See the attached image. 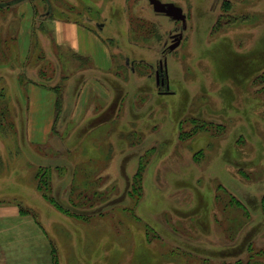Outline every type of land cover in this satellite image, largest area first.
<instances>
[{
  "label": "rangeland",
  "instance_id": "rangeland-1",
  "mask_svg": "<svg viewBox=\"0 0 264 264\" xmlns=\"http://www.w3.org/2000/svg\"><path fill=\"white\" fill-rule=\"evenodd\" d=\"M29 1L34 34L23 64L39 76L23 75L24 85L33 80L50 86L58 80L57 73L51 78L56 63L49 57L53 17L76 18L98 30L118 60L112 99L90 102L93 107L84 110L81 122L70 118L67 132L46 142L52 155L69 150L76 169L59 178L52 171L50 185L54 194L63 189L84 218L69 221L39 195L23 197L40 209L39 221L60 255L58 264H245L243 244L258 234V245L263 244L264 226L245 231L260 215L249 211L245 219L228 199L258 192L250 180H264V112L259 113L263 103L259 108L257 102H264V0H161L182 8L185 29L155 12L148 0ZM12 12L8 44L19 19L16 9ZM180 32V44L168 50ZM71 67L63 63V75L73 73ZM66 78L59 82L63 88ZM111 102L109 114L104 110ZM3 103L0 113L7 112ZM66 118H58L57 129ZM5 119H0L3 126L10 122ZM240 134L248 140L243 145ZM9 137L13 134L0 130V149L29 168L34 185L33 163L51 162L28 155L25 145ZM139 159L142 196L134 205L125 190ZM89 169L97 177L101 171L102 178L87 180ZM71 172L76 178L64 188ZM117 198L118 203L111 202Z\"/></svg>",
  "mask_w": 264,
  "mask_h": 264
},
{
  "label": "crops",
  "instance_id": "crops-1",
  "mask_svg": "<svg viewBox=\"0 0 264 264\" xmlns=\"http://www.w3.org/2000/svg\"><path fill=\"white\" fill-rule=\"evenodd\" d=\"M15 9L19 19L13 35L14 40L8 44L9 41L5 38L10 31L9 27L0 29V38L3 39L0 43V89L3 88L4 91L0 94V102L7 105V111L10 112L14 123L8 127L0 125L3 126L0 130L13 134V137L9 138H12L14 143L18 142L16 133L23 132L27 143L42 145L57 128L59 117L67 118L62 124V129L58 128V131L64 129L70 118H77L81 122L84 110L93 107L90 102H106L112 99L113 84L118 82L115 71L118 60L102 40L98 30L76 18L53 17L50 22L52 45L49 57L55 60L54 77L57 73L58 80L50 86L25 80L24 85L21 79L23 75L29 79L39 76L36 68H26L23 64L31 53V36L34 34L32 24L35 16L29 0L18 3ZM26 14L27 25L24 23ZM46 29L43 32H46ZM36 32L42 33L38 30ZM54 49L56 53H53ZM77 55L84 57L86 62L81 63ZM63 63L72 65L73 73L63 75ZM104 63H107L105 67L108 66L106 69L98 68ZM66 75L69 76L66 78L67 84L63 83L64 88L62 86L61 91H56L53 86L62 82V76ZM68 84L70 86L66 90ZM43 88L45 92H41ZM58 91L62 95V104L57 114L55 100ZM41 93L45 98L42 103ZM39 117L46 119L40 122ZM21 118H24L22 127ZM69 127L71 126L68 124ZM4 150L5 148L0 149V264H53L51 242L45 229L41 228L31 215L21 213L15 202L2 199L12 195L22 198L38 195L28 179L29 168L11 157L10 153L6 156ZM23 200L26 201L25 198ZM30 206L40 212L35 205ZM58 261L61 262L60 255Z\"/></svg>",
  "mask_w": 264,
  "mask_h": 264
},
{
  "label": "trees",
  "instance_id": "trees-1",
  "mask_svg": "<svg viewBox=\"0 0 264 264\" xmlns=\"http://www.w3.org/2000/svg\"><path fill=\"white\" fill-rule=\"evenodd\" d=\"M21 1H23V0H0V29H5V28L9 27V25H11V23H13V16L14 15H13L12 11L15 9L16 5L18 3H20ZM226 4L224 3L223 6L229 8L228 4H227V6H226ZM77 57H78L77 59L81 60V63H83L84 61L86 62V59L84 57L79 56V55H77ZM52 70L53 71H51V72L54 73V68ZM261 72L262 73H261L260 77L262 78L264 76V68ZM40 74H42V76H45L44 72H42L41 70H40ZM53 77H54V74L52 75L51 78H53ZM65 78H66L65 76H62V79H65ZM60 85L61 84L58 82L56 85L53 86V88H55L56 91L57 90L61 91ZM59 91L57 93L56 100H55L57 114L60 112V106L62 104V95ZM3 92H4L3 88H1L0 94H2ZM255 100H257V98ZM262 101H261V103L259 102V100L257 101L259 104L258 105L259 108H261L262 103H263V110L261 108L259 113L264 112V102H262ZM7 110H8V108H7ZM111 110H112V102L104 111L110 114ZM7 113H8V116H7ZM9 113L10 112H8V111L6 112V110L4 112L0 113V119H2L1 121H3V120L7 121V119H5V118H7V117L9 118L10 122L6 125V127L12 126V124L14 123L13 118L9 115ZM258 115H259V117L262 116L261 114H258ZM57 118L58 117L56 116V119ZM260 120L263 121L262 119H260ZM18 121H19V119H18ZM66 123L67 124L65 125L63 130L58 131L57 128H55L53 130L52 134L50 135L47 142H49L54 137L53 134H55L57 132H61V131L67 132L69 121ZM23 124H24V118H21V127L23 126ZM0 125H2V123ZM79 131L82 132L83 129H81ZM16 135H17L16 136L17 141L26 146L25 152L27 150L29 152L28 155H31V156L37 155L43 159H48L51 162V164L48 166L47 165H39L37 163L34 165V163H33V166L36 168V170H35V174H34L35 175L34 176L35 177V184L33 185L32 188L38 193V195L43 200L47 201L51 205L53 211L60 212L64 217L65 216L68 217L69 221L71 220V217L78 218V217L82 216V218H84L83 213H80L79 211L73 210L77 207V205L71 204L68 195L66 196L64 194L63 189L61 191H56L57 193L54 194V191L51 189V185H50L52 171H55L57 177L59 178V177H63V175H65L68 170H73V169L75 170L76 169L75 166L73 167V163L68 156V154L70 153L69 150L66 149V153H61V154L56 153V154L52 155L51 150H48L49 148H47V146H48L47 143H46V145H43V146L32 145V144L26 142L23 132L16 133ZM240 135H241L240 136V140H241L240 143L241 144L246 143V141H248V140L245 137H243L242 134H240ZM66 145H67V143H66ZM64 146H65V143H64ZM262 146L264 147V145H262ZM66 148H70V147L67 146ZM238 148H243V147H238ZM58 152H60V151H58ZM67 152H68V154H67ZM55 156H59V157H55ZM1 159H2V157L0 156V161H1ZM261 169L264 170V165L262 166ZM143 171H144V166H143L141 160L139 159L137 167H136V169L133 173V176L131 178L132 179L131 182L130 181L127 182V188L125 190V194L127 195L128 198H130L133 201L134 205L137 204V202L139 201V199L142 196V174H143ZM72 172L70 173L71 180H69V182H66L63 184L64 188L71 185L72 180L74 178H76V175L73 176ZM262 172H264V171H262ZM99 174L101 176L97 177L92 172V170L89 169V170H87V174H84V175L86 176L87 180H89L91 177H95V179H93V181L95 182V180H100L102 178L101 171L99 172ZM245 176H247V175L245 174L244 178H245ZM263 176H264V174H263ZM59 180L60 179H58V181ZM248 180H250V179L246 177V179L244 180L246 182H244V183H246L245 187L249 189L250 184H247ZM55 182H57V181H55ZM60 182L61 181H59V183ZM250 183H255L256 185H254V186L259 191L256 193H251L250 190L249 191H242L241 194L239 195V198L238 197L235 198L234 196L230 195L231 198L228 199L229 202H231L233 205H236L237 207L240 208V210L243 211L245 219H249V216H250L249 211L251 213L253 212V213H257L260 215V220H258L257 223L253 224L249 228L245 227V229H246L245 231H248L251 228H255L257 226L259 227V225H260V229H262V226H264V225H261V224H263V219H264V180L261 178L255 179L252 181L250 180ZM86 184H89V183L86 182ZM260 184H263V186L260 187ZM108 189L113 190V187L108 188ZM52 191H53V193H52ZM2 199H7V200L15 202L19 206L21 213L31 215L35 220H37V222L41 228L44 227V226H42L43 224L39 221L40 220L39 219V213L40 212L36 208L30 206V204L26 203L25 200H23V198L21 196L12 195V196H8L6 198L3 197ZM60 200H65L66 204H64V202H62ZM111 202L112 203H116V202L118 203L119 201L117 198L115 200H112ZM249 221L250 220H248L246 222L251 223ZM261 236H262L261 234H258V235H256V237L251 238L249 240H246L244 242V244H243L244 247L242 246L243 247L242 250H245L244 251L245 252L244 255L246 257L245 264H264V243L258 245L259 244L258 242L261 239ZM237 247H240V246L238 245ZM51 253H52L53 264H58V250L55 248L54 244H53V247L51 248ZM240 260L241 259L239 258L238 260H236V262L238 263V262H240ZM218 261L224 262V260H222V259H220Z\"/></svg>",
  "mask_w": 264,
  "mask_h": 264
},
{
  "label": "water",
  "instance_id": "water-1",
  "mask_svg": "<svg viewBox=\"0 0 264 264\" xmlns=\"http://www.w3.org/2000/svg\"><path fill=\"white\" fill-rule=\"evenodd\" d=\"M153 10L157 13H162L173 20L181 22L182 28H186V14L183 12L182 8L173 2H162L161 0H148ZM182 40V32L174 35L172 42L168 46V50H174ZM161 63V62H160ZM166 67V59L163 60ZM164 82V80H162Z\"/></svg>",
  "mask_w": 264,
  "mask_h": 264
},
{
  "label": "flooded vegetation",
  "instance_id": "flooded-vegetation-1",
  "mask_svg": "<svg viewBox=\"0 0 264 264\" xmlns=\"http://www.w3.org/2000/svg\"><path fill=\"white\" fill-rule=\"evenodd\" d=\"M160 70H161V69H160ZM161 73H162V72H161ZM156 74H158V75H159V71H158V72H156ZM158 78H159V79H158ZM162 80H163V78H162V77L160 78V77H158V76H157L156 83H157V84L159 83L160 85H162V84L164 83V82H162Z\"/></svg>",
  "mask_w": 264,
  "mask_h": 264
}]
</instances>
